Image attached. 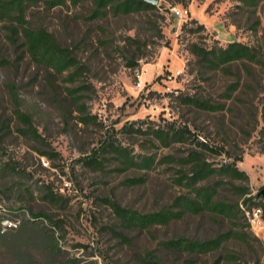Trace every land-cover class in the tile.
<instances>
[{
    "label": "rangeland",
    "instance_id": "374dc122",
    "mask_svg": "<svg viewBox=\"0 0 264 264\" xmlns=\"http://www.w3.org/2000/svg\"><path fill=\"white\" fill-rule=\"evenodd\" d=\"M93 7L64 0L27 10L30 25L73 50L74 80L34 61L22 36L12 42L9 22H0V264H213L225 253L239 259L219 264H264L263 209L255 214L264 203V0H158L91 19ZM233 41L251 47L255 60L211 69L190 49ZM201 162L246 176L214 173L188 184ZM198 187L238 205L237 222L185 210L140 229L125 227L112 206L180 210L176 203L194 199ZM230 231L246 239L230 236L202 254L164 245Z\"/></svg>",
    "mask_w": 264,
    "mask_h": 264
},
{
    "label": "trees",
    "instance_id": "16d2710c",
    "mask_svg": "<svg viewBox=\"0 0 264 264\" xmlns=\"http://www.w3.org/2000/svg\"><path fill=\"white\" fill-rule=\"evenodd\" d=\"M77 2L78 0H73ZM251 4L255 5L259 0H248ZM43 2L47 7H54L61 5L64 0H0V22L8 21L9 37L12 42H16L17 38L21 35L24 40L25 51L37 63L53 69L58 74L69 72V78L74 80L79 73L80 65L73 50L69 47L60 45L53 34L43 27H34L29 24L27 19V10L30 6ZM93 9L89 18L94 19L105 13L107 9L115 13L128 14L140 10H146L153 7L152 4L144 0H92ZM192 53L197 55L202 63L211 69H217L224 64L235 60L247 59L255 60V55L251 47L239 41L230 42L226 47H203L198 43H192L190 46ZM80 87L70 88L68 91L74 98L80 100V95L77 94ZM14 101H17V94L12 92ZM191 104L199 107H211L205 100H200L192 97L186 98ZM212 108V107H211ZM18 117L24 122H29V117L18 111ZM84 120L91 119L88 113L85 114ZM162 138L161 135H158ZM144 166H150L152 158L144 160ZM132 164L136 162L131 159ZM193 174L188 178V184H196L199 180L204 179L211 174L219 173L226 174L233 178H242L246 174L231 166L222 165L213 167L208 163H196L192 167ZM140 178H129L127 181L130 184L142 182ZM214 190L210 187H198L195 191V198L182 197L176 203L181 209L174 210L172 208H162L158 211L141 213L137 210L127 209L121 207L116 203H112L114 212L119 217L121 223L125 227H137L140 229L147 228L154 224H167L173 219L180 218L185 210L192 213H199L203 210L221 214L231 221L237 222L240 208L238 205L228 204L220 200H213ZM264 216V203L262 204ZM37 215H40L38 213ZM230 236H235L241 240L246 239V235L242 232H226L218 236L206 240H192L186 237H179L170 239L164 242L167 248L178 251H188L193 253H207L217 250L221 247L223 241L227 240ZM238 260L236 254L225 253L221 255L213 264H219L221 259Z\"/></svg>",
    "mask_w": 264,
    "mask_h": 264
},
{
    "label": "built area",
    "instance_id": "2783aa9c",
    "mask_svg": "<svg viewBox=\"0 0 264 264\" xmlns=\"http://www.w3.org/2000/svg\"><path fill=\"white\" fill-rule=\"evenodd\" d=\"M175 13L178 14L179 16L182 15V10L181 9H174ZM138 86L139 87H142L143 86V83L141 80L138 81ZM262 212V208L261 207H258L256 210H255V214L258 215Z\"/></svg>",
    "mask_w": 264,
    "mask_h": 264
},
{
    "label": "water",
    "instance_id": "95a60500",
    "mask_svg": "<svg viewBox=\"0 0 264 264\" xmlns=\"http://www.w3.org/2000/svg\"><path fill=\"white\" fill-rule=\"evenodd\" d=\"M144 1H146L152 5H156L158 3V0H144ZM261 195L264 196V188H262L260 190V192L258 193V196H261Z\"/></svg>",
    "mask_w": 264,
    "mask_h": 264
}]
</instances>
